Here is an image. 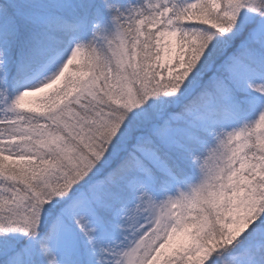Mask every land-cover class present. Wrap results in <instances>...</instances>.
Segmentation results:
<instances>
[{
  "label": "snow or ice",
  "instance_id": "obj_1",
  "mask_svg": "<svg viewBox=\"0 0 264 264\" xmlns=\"http://www.w3.org/2000/svg\"><path fill=\"white\" fill-rule=\"evenodd\" d=\"M0 264H264V0H0Z\"/></svg>",
  "mask_w": 264,
  "mask_h": 264
}]
</instances>
